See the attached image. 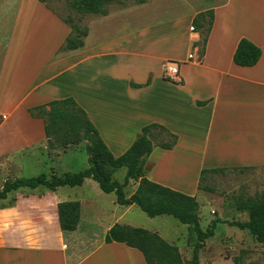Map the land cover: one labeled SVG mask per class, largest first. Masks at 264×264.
I'll list each match as a JSON object with an SVG mask.
<instances>
[{
  "label": "crops",
  "instance_id": "1",
  "mask_svg": "<svg viewBox=\"0 0 264 264\" xmlns=\"http://www.w3.org/2000/svg\"><path fill=\"white\" fill-rule=\"evenodd\" d=\"M16 2L5 40L0 41V188L7 181L36 177L67 155L68 150L48 149L42 120L27 110L68 97L85 111L114 157L122 155L148 124L175 134L172 149L153 148L143 173L149 181L185 195L195 197L202 170L264 168V0H221L214 5L201 58L194 45L198 33L187 32L193 17L95 45L86 40L80 50L60 52L70 28L37 0ZM166 35L169 41L163 42ZM242 38L262 51L252 67L233 62ZM165 47L168 51L157 52ZM174 68L176 77L170 73ZM185 70L192 73L191 82ZM185 131L194 134L188 142L202 136L196 167H189L197 157L185 144ZM178 156L183 157L181 165ZM160 162L173 171L174 180L156 175ZM44 175L50 179L62 174L51 168ZM131 184L135 188L129 193L125 188L127 198L137 186ZM87 189L100 199L86 195ZM104 194L92 179L54 191L39 186L10 192L0 200V264H146L139 250L105 243L115 224L132 227L121 222L136 205L121 206L116 197L104 200ZM107 199L115 210L106 217ZM65 202L80 207L77 228L67 233L61 230L58 213V205ZM96 224L103 227L100 237L87 233Z\"/></svg>",
  "mask_w": 264,
  "mask_h": 264
},
{
  "label": "trees",
  "instance_id": "2",
  "mask_svg": "<svg viewBox=\"0 0 264 264\" xmlns=\"http://www.w3.org/2000/svg\"><path fill=\"white\" fill-rule=\"evenodd\" d=\"M44 3L42 0H38ZM121 0H71L70 6L80 13L106 16L107 6ZM48 9V7L46 6ZM61 19V18H60ZM69 28L70 34L66 37L60 52L76 51L84 47V38L88 32L71 24L70 20L61 19ZM213 22V11L207 10L198 13L191 22L194 32L203 30L205 36L201 40L200 57L204 54L206 41ZM200 41V39H199ZM198 41V42H199ZM262 51L245 38L239 40L233 53V62L237 66L252 67L257 64ZM170 80V78H166ZM181 83V80L179 81ZM149 84V81L146 83ZM131 87L140 88V85L131 83ZM204 105V102H198ZM31 117L42 120L48 147L52 142L64 148L86 141L89 148L90 165L78 172H67L50 179L44 174L36 177L7 181L0 188V200L19 188L35 189L43 186L54 191L58 187H76L82 185L85 179L95 181L102 192L113 193L117 204L127 206L135 204L149 218L161 215L173 217L181 225L188 227L189 234L195 235L192 246V255L189 264H200L199 254L210 237H213L217 223L214 220L205 230H202L198 218V202L195 197L185 195L170 188L151 182L145 178L143 165L154 147L170 150L176 142L177 136L169 132L164 126L151 123L141 129V135L120 156L114 157L102 139L97 129L88 119L85 111L78 106L73 98L53 100L43 105L29 108ZM2 118L0 117V123ZM163 139L160 140V137ZM164 136L167 139H164ZM125 169L123 182L113 180V174L118 169ZM227 168L202 170L199 181L207 173H224ZM137 183L135 191L127 198L125 188L130 182ZM200 189V185L198 184ZM204 190L211 191L205 188ZM236 209L246 212L248 220L245 222H229L231 226L240 230H247L258 243L264 245V192L253 197L239 196L235 199ZM79 204L65 202L58 205L59 223L64 233L72 232L77 228L79 220ZM105 243H123L130 248L139 250L146 264H183L181 255L176 246L167 243L157 233L143 228L115 224L105 238Z\"/></svg>",
  "mask_w": 264,
  "mask_h": 264
},
{
  "label": "rangeland",
  "instance_id": "3",
  "mask_svg": "<svg viewBox=\"0 0 264 264\" xmlns=\"http://www.w3.org/2000/svg\"><path fill=\"white\" fill-rule=\"evenodd\" d=\"M16 1L18 0H0V41L5 40L3 34H6L8 24L12 22L13 9L16 8V3H18ZM42 1L44 3L41 4L45 7L47 6L48 10L52 11L57 17L70 20L71 24L86 29L88 34L83 40L85 42L87 40L88 44L95 45L103 40L119 38L120 35L129 31L141 30L145 27L149 28L177 20H186L188 17L194 18L200 12L211 10L221 0H121L107 6L108 14L106 16L82 14L70 6L71 0ZM187 32L194 31L192 27H187ZM197 33L200 41L194 42V45H196L195 47L198 50L199 58L201 40L205 36V32L201 30ZM162 41H169V37L167 35L162 37ZM162 50L168 51V48H160L157 52ZM157 52L155 51V53ZM185 73L188 80L190 79L189 82H191L194 79L189 78L192 73L190 74L187 70H185ZM195 75L193 73V76ZM164 77L170 78L166 73H164ZM193 92L195 93V91ZM193 92L190 93L191 97H193ZM103 111L106 114V109ZM100 115L103 116L102 113ZM184 129L189 130L187 126ZM185 132H182L185 144L192 147V150L195 149L197 151V155L195 151L191 152L197 159L190 160L189 167H196L199 162L202 136L200 139L196 138L194 142H188L187 138L193 137L194 134L190 135L187 131ZM162 139L163 136L160 137V140ZM164 139L167 138L164 136ZM50 147L54 148L48 149L68 150L67 155L65 154L62 159L58 160L57 164L52 165L50 163L49 166L43 167L37 175H49L51 168L55 169L57 175L66 172H78L90 165L88 143L84 140L65 148L57 146V143L53 141ZM162 161L165 164V159ZM176 161H178V165H181L184 160L182 156H178ZM45 162H47V159ZM169 162L166 160V166H168ZM62 166L66 167L61 169ZM161 168L162 164L160 162L155 172L161 179L174 180L176 178V175L172 174L173 171L171 169H165V165ZM176 170L174 169V171ZM124 176L125 169L121 168L113 174V180L121 183L124 180ZM191 178L193 179L192 173ZM199 178L200 175L196 184L195 198L199 206L197 213L200 227L205 230L212 221L220 220V223L216 225L213 237L206 240L204 247L200 251V264H264V245L258 243L247 230H240L229 224V222L233 221L245 222L248 220L246 212L237 211L235 199L239 196L244 198L253 197L264 192V168H227L224 173H207L200 181ZM134 186V184L127 186V193L132 192L135 188ZM205 188L211 191L204 190ZM85 193L94 200L98 201L100 199L91 190L87 189ZM106 197L113 198L115 195L104 194V200ZM109 200H106V210L109 212L106 217L110 216L111 212L115 210L112 205L108 204ZM116 212L118 213L117 210ZM121 223H128L132 227L143 228L157 233L167 243L177 247L183 264H189L192 246L196 241L195 235L189 234L188 227L181 225L173 217L161 215L149 218L138 206H135L133 211ZM84 225L85 223L82 222L81 226ZM99 225L96 224L88 228L87 233L90 235L95 234L98 237L102 236L103 227Z\"/></svg>",
  "mask_w": 264,
  "mask_h": 264
},
{
  "label": "built area",
  "instance_id": "4",
  "mask_svg": "<svg viewBox=\"0 0 264 264\" xmlns=\"http://www.w3.org/2000/svg\"><path fill=\"white\" fill-rule=\"evenodd\" d=\"M170 73H171V75H173V76L175 75V77H176L177 76V69L176 68L172 69ZM177 81H179V79Z\"/></svg>",
  "mask_w": 264,
  "mask_h": 264
}]
</instances>
